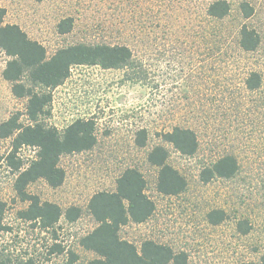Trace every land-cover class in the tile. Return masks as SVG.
Wrapping results in <instances>:
<instances>
[{"label": "rangeland", "instance_id": "374dc122", "mask_svg": "<svg viewBox=\"0 0 264 264\" xmlns=\"http://www.w3.org/2000/svg\"><path fill=\"white\" fill-rule=\"evenodd\" d=\"M212 1L0 0L4 22L17 24L42 44L47 57L76 43L118 44L132 51L125 66L73 64L57 87L36 86L51 94L49 112L39 117L45 125L62 131L78 118L94 122L92 148L60 157L61 185L50 187L39 178L26 186L41 201L81 208L79 219L69 223L61 217L54 229L56 240L73 245L82 261L95 256L76 245L96 225L87 209L90 197L115 191L117 178L130 167L143 175L154 211L144 222L122 225V239L138 248L144 239L167 244L186 252L192 264L257 262L264 253V0H245L253 7L248 18L240 14L242 0H227L230 12L222 19L207 15ZM67 17L72 28L59 33L58 23ZM241 23L258 33L254 50L238 46ZM8 59L0 49V123L17 114L26 124L27 98L15 97L2 76ZM251 72L260 77L255 89L245 84ZM174 126L196 133L198 148L192 156L161 139L160 133ZM156 145L165 147L167 162L186 179L179 194L156 189L157 168L146 158ZM10 149L11 137L0 138V200L6 204L3 222L10 228L0 240H54L52 229L17 215L27 202L14 190L16 172L5 159ZM36 151L18 148L22 167ZM223 155L235 157L236 172L201 181L200 170ZM214 209L224 212L217 224L207 220Z\"/></svg>", "mask_w": 264, "mask_h": 264}, {"label": "trees", "instance_id": "16d2710c", "mask_svg": "<svg viewBox=\"0 0 264 264\" xmlns=\"http://www.w3.org/2000/svg\"><path fill=\"white\" fill-rule=\"evenodd\" d=\"M41 1V0H36ZM243 18L253 13V7L245 0L239 2ZM230 12L227 0H214L207 9L208 16L222 19ZM5 9L0 6V49L9 57L2 76L11 83L15 97H26L25 114L29 123L22 124L17 114L0 123V138L11 137V149L5 159L16 172L14 190L21 201L27 202L17 215L20 219L35 223L40 229H52L54 240L31 242L21 240H0V264H192L186 252L174 251L167 244L144 239L139 248L119 236V229L127 222L146 221L154 211L153 201L145 194V179L135 168H126L117 178L115 191L94 193L87 204L89 214L96 222L95 227L76 240V245L94 253V257L82 261L73 245L56 240L54 229L61 217L66 222L80 218V207L70 205L62 209L58 204L41 201L37 195L26 191V186L41 178L50 187L62 184L65 172L59 166L62 155L81 152L92 148L96 142L94 122L75 119L62 131L49 127L39 118L49 112L51 94L36 90L41 86L51 90L60 85L68 76L73 64L99 65L103 68L122 67L131 62L132 51L125 45L105 43H76L59 48L51 56H46L42 44L30 39L14 23L4 22ZM72 28L70 17L62 19L57 26L59 33ZM259 42L255 29L241 23L238 29V46L243 51H251ZM260 83L257 72H251L245 79L248 89H255ZM145 138V130H141ZM161 139L172 145L181 155L192 156L198 148L196 133L189 127L174 126L161 132ZM143 142L140 144L142 145ZM22 145L37 148L36 156L25 167L16 157ZM167 150L162 145L153 146L147 153L149 164L157 168L156 189L165 195H176L186 188L185 177L167 162ZM238 168L232 155H223L210 165L204 166L199 177L203 182L212 178H228ZM5 202L0 200V233L9 231L3 222ZM224 218L222 210H211L207 220L217 224ZM240 231L246 228L239 223ZM236 264H264V253L257 262Z\"/></svg>", "mask_w": 264, "mask_h": 264}]
</instances>
